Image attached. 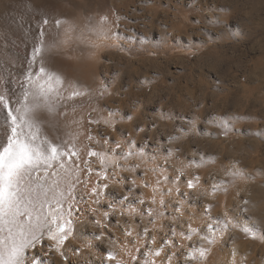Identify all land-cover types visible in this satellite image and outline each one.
Instances as JSON below:
<instances>
[{
    "label": "rangeland",
    "instance_id": "rangeland-1",
    "mask_svg": "<svg viewBox=\"0 0 264 264\" xmlns=\"http://www.w3.org/2000/svg\"><path fill=\"white\" fill-rule=\"evenodd\" d=\"M81 1L0 0V76L5 81L0 84V91L11 88L19 94L21 83L30 75L28 61L33 40L39 35L45 17L49 18V24L44 26L46 33L59 31L58 42L64 41L66 30H70L68 42L58 43L52 50L50 66L68 70L72 79L76 75L77 84L88 79V86L82 90L85 95L75 99L79 104L73 102L77 109L83 108L87 124L94 113L95 117L108 114L104 116L108 123L106 120L95 123L98 153L104 154L103 163L100 156H95L99 160L97 168L112 174L126 162V169L118 175L126 181L123 186L126 214L121 212L125 206L109 211L110 201L119 203L116 198L99 199L94 211L104 214L102 225L106 236L96 250L107 254L114 247L111 240L116 238L110 226L120 213L121 221L126 223V241L130 240L126 246L135 245L141 250L136 251L140 264L145 260L151 264L157 249L166 257L175 249L179 257L186 249L177 244L172 226L166 231L152 226L155 213L150 216L147 211L152 205L146 192L152 182L145 175L143 164L152 163L154 167L156 163L154 171L163 168V163L168 170L175 165L174 168L189 169L193 176L202 170L203 179L194 187L204 185L212 193L213 186L218 185L212 194L228 192L223 186L228 178L224 172L239 169L249 177L264 170V0H105L112 9L110 12L104 10L106 6L102 8V17L109 18L105 20L100 19V11L92 10L94 0H84L85 5ZM56 19L62 21L59 29L55 26ZM15 25L21 31L15 30ZM107 25L113 32L110 36L116 40L108 39L106 44L107 41L97 39L108 36L109 29L103 32ZM18 32L21 35H16ZM96 40L103 45L99 47ZM36 70L34 66L33 72ZM258 83L259 87H255ZM77 113L74 112L73 119L80 123L81 115ZM3 115L0 112V132ZM255 145L260 149L252 156ZM257 155L260 161L256 160ZM248 190L239 195L241 208L249 209L244 202L249 201L247 196L252 187ZM180 197L184 200L183 193ZM256 201L264 203V194ZM191 203L193 200H188L186 205ZM174 205L177 207L178 203ZM76 214L65 217L73 221L72 235ZM246 214L252 217L251 210ZM252 224L258 225L255 220ZM144 229H148L147 234ZM72 235L57 246L46 232L36 247L27 249L25 254L49 248L51 254L64 255L66 264H71L65 246ZM248 244L243 250L248 247L250 255L262 262L257 264H264V240L257 235ZM57 247L61 250L57 251ZM154 263L162 264L156 260Z\"/></svg>",
    "mask_w": 264,
    "mask_h": 264
},
{
    "label": "bare ground",
    "instance_id": "bare-ground-1",
    "mask_svg": "<svg viewBox=\"0 0 264 264\" xmlns=\"http://www.w3.org/2000/svg\"><path fill=\"white\" fill-rule=\"evenodd\" d=\"M94 1H95V3L93 2L94 9L92 8V10L97 11V13L98 11H100L99 15L101 17L102 15L100 13L105 8V6L107 7V9L106 8L104 9L105 11L112 12L111 7L107 6V3L105 0H94ZM85 2L87 4V1ZM82 3H84V0L81 1V4ZM81 4L79 5L80 7L83 5ZM106 14L107 13H105V15ZM109 24L112 25L111 23ZM110 25L109 26L107 25L106 26L107 28L105 27L103 32H106L105 30H108L109 28H111ZM14 29L20 30L21 28L18 27V25H15ZM19 33L21 35V32H18V34L16 35H19ZM107 33L109 37L102 35V38L97 39V40H100L103 43L107 41L106 44L108 43V39L110 41H112L113 39L116 40V38L113 37L112 39L111 37L113 36L112 29H109V31L106 32V34ZM97 43H99V41H97ZM101 45L103 44H100V43L98 44L99 47ZM94 60L93 62H95ZM52 68L53 70L62 74L66 78L68 83H71V82L76 83V80H75L76 75L72 79V77L70 78V72L66 69H63L61 66H53ZM79 82H78V86H79L80 91L86 88V86H88L89 84V82L86 83L84 79L81 80L80 83ZM259 85L260 84L258 83L255 87H259ZM95 91L96 90H94V92ZM106 92H104V95L106 94ZM76 103L79 104V102H76ZM75 106L73 102L68 103L67 106H65L64 104L63 105L61 104L58 108V113H63L64 115H53V117H48L45 114L44 123L42 125V133L46 134L49 139L59 138L60 140L67 141L69 143H74L76 149H78L80 153L79 159L73 158L72 160L69 161L67 160V158H65V163L67 165V168L70 169V172L67 176V180L60 184V190L64 194L63 208L65 210V213L69 211V206H71L72 215H75V213H77L75 216L76 224H75L74 233L65 247H66V251L68 252L67 256L69 257L71 264H110V261L106 260L107 254H102L99 252V250H96L99 244H100L99 247L102 245L101 243H99V241L102 242V240L104 239L103 237H105L106 235H105L103 225H102V216H104V214L102 215V213L95 212L94 208L96 206L97 200L100 199V201H104V200H107L106 198L108 197H114L119 203H116V204L114 202L110 203L111 202L110 201L108 204V207L109 205H111L109 207V211L114 210L115 208L116 209L123 208L125 206L124 207L125 209L124 210L121 209V212H123V214H126V200L124 199V197H126V191H124L123 189V186L126 184V181L124 177L122 176L118 177V175H120V173L123 172L122 170L126 169V162L123 163V165L125 166L118 167V171L112 174L110 172L102 171L97 168L99 160L95 156L90 157L88 155V151L91 150V151L98 152L99 145L95 141L96 140L95 139V135H96V128H95L96 124L95 123L99 121L103 122L104 120H106L105 119L106 117L104 116H108V114L106 115L100 114L99 116L95 117L96 114L94 113L92 116H90L89 122L94 121V122H90L93 125L92 127H94L93 129L90 127L91 126L90 123H88L90 124L88 125L85 122L86 114L84 113L83 108L79 110L77 109V106L76 107ZM76 110L78 111L79 115H81L80 118L82 119V121L80 123L76 121L77 119L76 120H74L75 118L73 119V114L74 112L75 113L77 112ZM96 118H99V119H96ZM89 136L92 137L91 140L88 139ZM119 142L123 143L122 140L120 139H119ZM256 146L257 145H255V147L253 146L254 151L251 152L252 156H254L253 152L260 149L259 147H256ZM250 159L252 160L253 158H250ZM256 160L260 161V158H258V155H257ZM85 161H87V165H85L84 163ZM262 161H264V158H262ZM140 162L141 161H139V164ZM154 164H155L154 167L151 166L152 163L151 165L149 164V166L147 164L146 165L143 164L144 173L145 175H149L150 182H152L151 187L148 185L149 187H147L146 189V192L151 197V198L149 197L148 202L152 205V207H147V211L149 212V210H151L153 214L155 213L153 216L154 222L152 223V226L158 227L157 230L166 231L171 225L172 232L175 231V237L177 238V242H178L177 244L182 245L183 248L186 249L185 250L186 253H188V251L191 249L192 246H196V247L203 246L208 249V254L205 259L203 260L198 259L195 261H190V263L189 261H186L185 259L187 256L186 253H181L180 256L177 257L174 252L175 249L173 250V253H171L167 257L164 256L163 254L156 256L154 258V261L156 260L157 262L162 263V264H170V263H174V264H231L233 260L232 251L233 249H235L237 253L235 257L236 264L262 263V262H259V259L255 255H250L251 253L248 247H246V249L243 250L244 246L250 245L248 243L252 242L253 237L245 234L241 229H242L244 222H249L252 224L253 220H255V223L258 224L256 226L260 230L264 229V203H259V201L258 202L256 201L258 197L260 198L264 194V170L257 171L252 176H249V177H246V173L239 169H233V170L224 172V176L228 178H227V182L225 181L226 184H224L223 186L225 188V191L226 189H228V192L223 193V194L221 193L212 194L213 191L211 193V190H209L210 188L204 185L200 187H193L192 191L187 186L189 180L193 181L194 186L200 183V181L203 179L202 170L198 169L200 174L197 176L195 175L193 176L192 172H190L189 169H185L183 167L181 169L174 168L175 166L174 165L173 169L168 170L165 168V163H163V166H162L163 168H159L158 170H155L156 171L155 172L154 170H152V168H157L156 163ZM187 168H189V166ZM89 169H92V171L89 172ZM50 171H58L60 172L61 176H64V171L59 169L58 167ZM169 172H170V178H169ZM221 174L223 176V173ZM41 176H43V174H41ZM196 177H199L198 181L196 180ZM116 178L117 179L119 178L120 180H117ZM56 179L57 177L49 176L48 183L51 184L52 181ZM221 184H223V182ZM221 184L219 185L221 186ZM103 185H107L108 187L104 188ZM114 186L115 188L117 187V190H113ZM152 186H153V189H152ZM94 187L97 188V193L92 192V189ZM251 187H252V191L250 192L251 194L249 193L250 195L248 196L246 194L249 201H248V204L245 205L249 208V209H246V212L248 210H251L252 217L250 218L248 217L249 215H247L246 212L239 211V209H241V206H240L241 201L239 200V197H240L239 195L240 193H244V194L247 193L249 191L248 188H251ZM153 190H155L154 193H153ZM221 190H222V187H221ZM221 190L220 192H222ZM98 193H103V194L98 195ZM180 193H183L184 200L181 199ZM184 193H187V195H184ZM120 195H123V197H121ZM119 197H121V199ZM213 199H215L216 201H214ZM161 200L164 201V204L160 203ZM188 200H193V203H191V205H188V204L186 205V202ZM174 203L175 204L178 203L177 207H179L180 209L179 212L176 211V206L174 207ZM209 205L211 207H208ZM166 212H169V214L166 215ZM124 216L125 215H123V217ZM217 217L221 218V220L231 219L233 223L229 224V227L227 230H224L221 226L220 231L215 233L213 242L209 244L207 243V241L201 240L200 237L205 234L211 235L210 233H207V224L214 222ZM237 218H239L240 223H236ZM96 221H99L100 224L97 225ZM189 225H191L193 228L198 229L196 233L192 234L191 240L187 239ZM120 227L122 229H120ZM110 230L114 233V236L116 239L120 238L121 240L120 242H118L116 239L112 238L111 240L110 238V240L112 241L111 243H113L112 245H114V247L111 245L113 248L112 250L111 249L110 250L113 252L115 256V260L120 261L121 264H132L133 260L131 259V257L136 256V253H137L136 251L138 248L136 249L135 245L126 246L129 244L128 242L130 240L128 242L126 241V223H124L123 220L121 221L120 213L117 214V220L115 223H113V225L110 226ZM153 230H154V227H153ZM45 233L46 231L44 232V234ZM101 233H103L101 237V239L102 238L103 239L96 240L95 236H100ZM106 241L107 243L110 242L109 239L107 238H106ZM138 241L140 240H136V243ZM226 244L228 245L230 244L231 247H229L228 249L226 247ZM189 245H192V246L190 247ZM111 246L109 247L111 248ZM240 247L242 248L241 249L242 252L239 253ZM77 248L80 249V252L78 254L74 251ZM45 249L46 250L43 251L39 248V253H34L31 251V253L28 254V256L26 257H28L29 261L31 260L33 256L39 257L37 264H66L65 260L67 257L63 258L62 256L64 255H61V254L58 255V253L51 254L49 251L50 250L49 248H45ZM152 257L154 256L152 255ZM262 260L264 262V258ZM103 261H105V263H103ZM113 262H114L113 264H115L114 260Z\"/></svg>",
    "mask_w": 264,
    "mask_h": 264
},
{
    "label": "snow or ice",
    "instance_id": "snow-or-ice-1",
    "mask_svg": "<svg viewBox=\"0 0 264 264\" xmlns=\"http://www.w3.org/2000/svg\"><path fill=\"white\" fill-rule=\"evenodd\" d=\"M101 19L105 20L107 17ZM48 24L49 18L45 17L43 24L40 25L39 35L33 40L31 59L28 61L30 75L21 83L19 94L11 88L0 91V112L4 114L3 129L0 132V264H37L39 257L33 256L29 261L25 251L35 248L43 239L45 231L47 238L55 241L57 246L63 245L72 235L73 221L65 218L66 215L71 217V206L65 213L64 194L60 190V184L67 180L70 172L65 158L69 161L73 158L79 159L80 153L74 143L59 138L49 139L42 133V125L45 114L48 117L64 115L58 113L60 104L63 102L67 106L69 102H74L77 97L84 96L85 93L79 90L77 83H68L62 74L50 66L52 50L58 46V43H67L71 37L70 30H66L64 41L58 42L59 31L46 33L44 26ZM61 24L60 19L55 20L57 29ZM34 66L37 70L33 72ZM3 83H5L4 78L0 76V84ZM109 114L112 115L111 112ZM105 123L108 121L106 120ZM88 139L91 140L92 137L89 136ZM88 155L100 156L101 163L104 161L103 153L90 150ZM84 163L87 165V161ZM57 167L64 171V176L58 171H50ZM41 171L43 176L40 175ZM91 171L92 169H89V172ZM49 176L57 179L49 184ZM196 180L198 181L199 177H196ZM187 186L189 189L193 188V181L189 180ZM103 187L108 186L103 185ZM215 190L217 186L214 185L213 191ZM92 192L97 193V188L94 187ZM102 194L98 193V195ZM124 199L127 200V197ZM96 202L99 203V200ZM160 203L164 204V201L161 200ZM244 203L246 205L248 202ZM176 211H180L179 207H176ZM239 211L246 212V208H241ZM230 223H233L231 219L221 220L217 217L214 222L207 224V233L211 235L205 234L200 239L211 244L221 226L227 230ZM236 223H240L239 218L236 219ZM96 224L99 225L100 222L96 221ZM241 230L253 238L259 234V238L264 240V232H261L255 224L244 222ZM144 231L148 233V229ZM197 231V228L189 225L187 239L191 240L192 234ZM172 234L174 236L175 231ZM102 235L103 233L95 236V239L100 240ZM165 243L170 242L165 241ZM60 250L57 247V251ZM74 251L78 254L80 249ZM140 251L137 249V252ZM141 254L145 257L148 255V253ZM207 254V248L192 246L185 259L189 262L203 260ZM154 255L159 256V251ZM236 255V250L233 249L231 264H236ZM131 259L140 264L137 256H132ZM106 260H115L112 251L107 253ZM115 264L121 262L116 260ZM144 264L149 262L145 260ZM151 264H154V261Z\"/></svg>",
    "mask_w": 264,
    "mask_h": 264
}]
</instances>
